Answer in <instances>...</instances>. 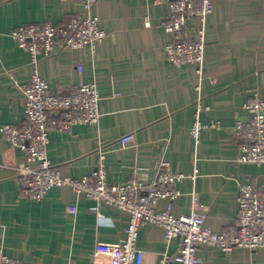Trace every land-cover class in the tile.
<instances>
[{"label":"crops","instance_id":"obj_1","mask_svg":"<svg viewBox=\"0 0 264 264\" xmlns=\"http://www.w3.org/2000/svg\"><path fill=\"white\" fill-rule=\"evenodd\" d=\"M82 11L83 0H0V127L25 125L20 86L34 67L53 91L95 82L98 120L49 134L47 156L60 172L74 177L91 173L102 148L110 184L125 182L133 169L150 179L163 157L173 170L186 174L176 184L181 195L172 213L188 214L194 192L206 206L207 226L221 230L233 224L240 182L250 180L264 193V165L238 161L231 131L254 91L264 98V0H213L199 90L196 65L176 66L164 54L171 39L162 25L168 13L165 3L99 0L95 13L106 35L91 56L85 49L62 50L32 64L29 53L10 36L19 24L59 25ZM198 101L202 128L195 140L191 125ZM129 132L132 138L121 144L120 137ZM24 159V152L0 131L4 253L21 264H110L96 245L121 243L128 212L101 204L97 215L89 209L91 201L68 185L52 187L40 200L20 193L16 165ZM167 200L161 198L157 208H166ZM178 244L176 238L165 242L160 225L145 224L137 240L141 264H161L159 256L172 255ZM197 255L200 264H264V248L223 251L200 245ZM165 264L177 263L169 259Z\"/></svg>","mask_w":264,"mask_h":264},{"label":"built area","instance_id":"obj_2","mask_svg":"<svg viewBox=\"0 0 264 264\" xmlns=\"http://www.w3.org/2000/svg\"><path fill=\"white\" fill-rule=\"evenodd\" d=\"M99 0H83V11L63 24L49 21L23 23L10 31L17 45L29 53L32 64L62 50L85 49L93 55L106 35L99 25L95 8ZM150 4L165 3L168 13L162 20L171 39L163 46L166 58L174 65H196L198 90L203 79L207 18L213 11V0H146ZM146 22L148 18L146 17ZM191 21V23H189ZM81 69V64L78 66ZM23 98L25 125L2 124L3 137L24 152V160L16 165L20 175L19 192L40 200L49 189L68 185L83 193L90 201L89 209L100 215L101 204L128 212L125 234L120 244L98 243L96 252L107 256L110 264H141L143 250L137 246L139 231L148 223L160 225L168 244L178 239L176 251L159 256L161 264L172 259L177 264H200L197 248L208 245L223 251L235 247L264 248V193L250 180L238 187V213L233 224L213 230L205 224L206 206L192 192L188 214L172 213L174 201L181 195L176 187L186 174L171 168L161 157L155 175L147 179L133 169L125 182L110 184L106 179L104 149L99 151L96 168L78 177L65 176L47 156L46 147L51 132H67L78 123H95L99 118L100 93L95 82H81L70 91L50 89L47 80L33 68L29 80L20 86ZM244 112L237 113L232 135L238 146V161L264 165V98L254 91L243 104ZM197 102L191 133L198 140L202 123ZM132 138L126 133L119 141L125 145ZM193 177V176H191ZM161 198H167L166 208L158 209ZM0 264H21L0 248Z\"/></svg>","mask_w":264,"mask_h":264}]
</instances>
